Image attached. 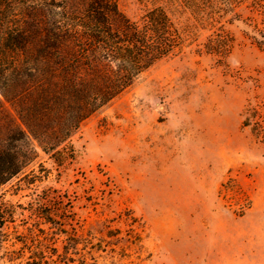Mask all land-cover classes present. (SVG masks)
<instances>
[{
    "label": "rangeland",
    "instance_id": "1",
    "mask_svg": "<svg viewBox=\"0 0 264 264\" xmlns=\"http://www.w3.org/2000/svg\"><path fill=\"white\" fill-rule=\"evenodd\" d=\"M118 8L164 10L181 44L82 124L66 161L31 141L0 188V264H264V0ZM15 76L0 74V148L26 130L4 96L30 88Z\"/></svg>",
    "mask_w": 264,
    "mask_h": 264
},
{
    "label": "trees",
    "instance_id": "2",
    "mask_svg": "<svg viewBox=\"0 0 264 264\" xmlns=\"http://www.w3.org/2000/svg\"><path fill=\"white\" fill-rule=\"evenodd\" d=\"M8 10L24 18L0 23V74L31 85L24 95L4 93L26 130L0 148V188L32 163L31 141L66 161L67 143L82 124L181 44L164 10L131 21L118 0H0V16Z\"/></svg>",
    "mask_w": 264,
    "mask_h": 264
}]
</instances>
